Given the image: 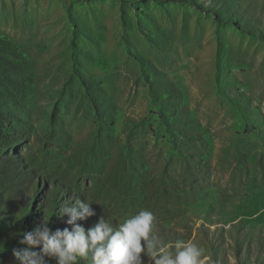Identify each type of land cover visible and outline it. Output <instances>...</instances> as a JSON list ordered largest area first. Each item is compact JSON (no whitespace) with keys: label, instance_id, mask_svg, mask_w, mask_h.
Returning <instances> with one entry per match:
<instances>
[{"label":"rangeland","instance_id":"374dc122","mask_svg":"<svg viewBox=\"0 0 264 264\" xmlns=\"http://www.w3.org/2000/svg\"><path fill=\"white\" fill-rule=\"evenodd\" d=\"M76 198L264 264V0H0V264Z\"/></svg>","mask_w":264,"mask_h":264},{"label":"clouds","instance_id":"9594fccd","mask_svg":"<svg viewBox=\"0 0 264 264\" xmlns=\"http://www.w3.org/2000/svg\"><path fill=\"white\" fill-rule=\"evenodd\" d=\"M91 204L76 198L60 207L59 216L68 217L65 223L71 230L65 227L52 232L48 227L52 215L42 216L20 241L28 247L14 251L19 264H47L45 258L54 259L56 264H80L81 260L90 264H146L145 258L147 264H204V250L195 243L178 240L174 253L166 250L154 231L156 217L148 210L139 211L118 226L102 216L86 230L76 221L95 215ZM37 247L39 252L31 250Z\"/></svg>","mask_w":264,"mask_h":264},{"label":"trees","instance_id":"16d2710c","mask_svg":"<svg viewBox=\"0 0 264 264\" xmlns=\"http://www.w3.org/2000/svg\"><path fill=\"white\" fill-rule=\"evenodd\" d=\"M169 1H175V0H169ZM74 68H76V62H74Z\"/></svg>","mask_w":264,"mask_h":264}]
</instances>
